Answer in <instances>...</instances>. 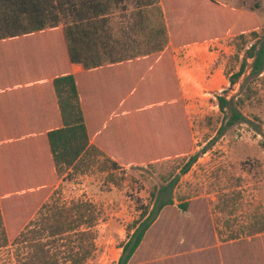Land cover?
<instances>
[{
	"label": "rangeland",
	"instance_id": "374dc122",
	"mask_svg": "<svg viewBox=\"0 0 264 264\" xmlns=\"http://www.w3.org/2000/svg\"><path fill=\"white\" fill-rule=\"evenodd\" d=\"M211 1L219 4L164 0L171 28H181L175 12L178 3L186 5L191 18L215 24L206 34L235 28L220 39L176 52L187 104L179 112L185 121V135L174 145V154L119 170L100 158L91 166L57 176L50 190L20 221L13 220L17 233L9 238L8 247L0 249V264H18L14 239L30 219L37 218L45 201L50 205L92 202L99 216L96 249L84 264H118L122 245L143 219L142 211L147 207L152 210L167 185L172 190L167 198H172L173 204L158 212L128 264H264V232L246 234L256 215L264 214V71L252 77L250 58L244 72L234 83L230 81L240 70L245 51L264 39V0ZM231 8L253 20H239L240 14ZM112 11L110 26L115 35L129 36L133 48L144 44V35L129 31L135 19L132 2ZM146 12L155 24L156 9L147 8ZM248 22L252 25L244 27ZM252 31L257 32V38ZM241 33L245 36H238ZM196 35L202 33L189 32L187 37ZM219 95L231 100L244 119L229 124L230 110L220 108ZM157 99L146 96L142 102L148 106L141 112L147 131H152L153 121H162ZM193 156L196 160L183 172ZM227 196L233 200L223 211ZM4 207L9 216L8 204ZM61 263L65 264L63 258Z\"/></svg>",
	"mask_w": 264,
	"mask_h": 264
},
{
	"label": "trees",
	"instance_id": "16d2710c",
	"mask_svg": "<svg viewBox=\"0 0 264 264\" xmlns=\"http://www.w3.org/2000/svg\"><path fill=\"white\" fill-rule=\"evenodd\" d=\"M127 1L132 2L135 7V19L129 26V31L144 35L145 40L144 44L138 43L135 48L132 47L134 41L129 36L125 39L116 36L110 26L112 10L124 7ZM179 5L180 8L175 10L180 17L178 20L181 19V28L178 29L175 25L171 28L164 0H0V40L63 24L60 31L64 48L62 47L61 52L65 54L66 65L62 63V67L67 68V73L55 76L52 81L61 114V126L46 132L45 143L42 138H37L35 152L31 155L0 156V249L8 247L9 238L17 233L16 227L12 226L13 220L19 218L20 221L21 216L50 190L57 176L91 166L96 161L100 162V158L111 169L119 170L123 166L144 164L174 154V145L185 135V121L179 113L184 106L181 99L172 104L170 101L171 98H176L175 95L161 94L160 91L151 93L145 87L135 91L140 77L132 76L128 81L132 95L123 107V112L126 113L125 125L121 129L112 128L117 133L124 132V137L119 135L104 140L108 147L116 148L119 152L121 160H116L103 147L91 141L90 129L95 130L97 121L90 115L87 119L85 115L76 76L70 72V65L81 64L85 69H93L108 63L159 53L165 49L170 38L176 45H181L198 37L221 38L229 30L235 29L229 28L220 34H206L205 31L215 24L203 28L202 19L191 18L186 5L178 3ZM147 8L156 9L158 19L155 24L146 12ZM231 11L240 14L239 20H253L250 15L241 14L234 8ZM250 25L251 22L244 27ZM195 31L202 35L187 37L189 32ZM251 34L258 37L256 31ZM238 36L244 37L245 33ZM46 43V39L39 38L34 44L42 46ZM250 58L253 59L251 76H259L264 71V39H258L245 51L240 70L230 77L231 83L244 72ZM7 65L5 62L3 66ZM38 66H41L39 62L23 63L20 68L37 69ZM43 66L47 67L48 73L55 71L53 64ZM146 96L158 97L156 107L161 108L159 118L162 121H153L152 131H147L146 121L141 118V112L148 109V106L142 104ZM112 97L116 99L115 96ZM218 100L222 110H230L229 124L244 119L226 96L219 95ZM195 160L196 156L191 157L183 172H187ZM1 186L4 192H1ZM171 191L169 185L164 186L152 210L149 212L147 207L142 211L143 219L122 245L118 264L129 263L158 212L173 204V199L167 198ZM232 200L229 196L225 197L221 210H226ZM5 203L10 209L9 216L5 211ZM36 214L37 218L30 219L14 239L13 244L19 249L18 264H62V258L65 264H84L94 253L97 237L95 227L99 216L92 202L50 205L45 201ZM262 232L264 214L258 213L248 225L246 234Z\"/></svg>",
	"mask_w": 264,
	"mask_h": 264
},
{
	"label": "crops",
	"instance_id": "0c3cea01",
	"mask_svg": "<svg viewBox=\"0 0 264 264\" xmlns=\"http://www.w3.org/2000/svg\"><path fill=\"white\" fill-rule=\"evenodd\" d=\"M211 26L213 23L203 20V28ZM62 28L63 24H60L32 34L0 40V156L31 155L35 152L37 138H42L45 143L46 132L61 126L52 81L55 76L67 73L66 66L62 67V63L66 65L65 54L61 52L64 48ZM39 38L46 39L47 43L42 46L34 44ZM217 39L220 38L198 37L176 45L170 38L165 49L159 53L93 69L71 64L70 72L76 76L85 115L87 119L90 115L97 121L95 130L90 129L91 141L103 147L114 159L121 160L116 148L108 147L104 140L119 135L124 137V132L117 133L113 129H121L125 125L123 107L132 95L130 82L128 84L131 77H140L135 91L145 87L151 93H168L176 96L171 98L172 104L181 99L185 105L186 95L176 52ZM5 62L8 63L7 67L3 66ZM34 62H39L41 66L21 70V64ZM43 64H53L55 71L48 73Z\"/></svg>",
	"mask_w": 264,
	"mask_h": 264
}]
</instances>
